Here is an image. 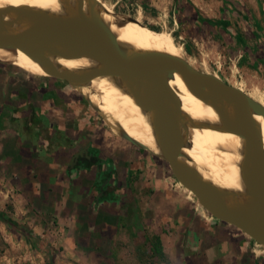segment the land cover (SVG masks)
I'll return each instance as SVG.
<instances>
[{
    "label": "rangeland",
    "instance_id": "374dc122",
    "mask_svg": "<svg viewBox=\"0 0 264 264\" xmlns=\"http://www.w3.org/2000/svg\"><path fill=\"white\" fill-rule=\"evenodd\" d=\"M101 1L169 34L190 65L264 105V0ZM84 194L105 228L79 223ZM193 207L219 222L162 158L109 132L72 85L25 72L0 51V218L14 230L0 221V264H219L186 242L180 226ZM179 237L182 245L170 243Z\"/></svg>",
    "mask_w": 264,
    "mask_h": 264
},
{
    "label": "water",
    "instance_id": "95a60500",
    "mask_svg": "<svg viewBox=\"0 0 264 264\" xmlns=\"http://www.w3.org/2000/svg\"><path fill=\"white\" fill-rule=\"evenodd\" d=\"M80 1L75 0L78 19H53L24 9L0 7V49L37 60L44 66L49 77L66 81L72 86L85 83L95 76L114 75L120 78L134 102L152 112L162 159L175 180L192 193L197 203L211 217L233 226L264 248V147L261 135L251 120L252 114L264 118V107L252 101L244 91L197 70L185 59L159 53L122 52L104 26L82 16ZM4 14L13 15V22L3 20ZM25 19L29 20L28 24H13ZM56 48L72 55L94 58L100 70L79 76L58 72L44 56V51L66 56ZM174 72L194 96L213 104L219 120L228 132L244 138L245 180L248 195L252 197V208L248 214L226 207L223 194L180 161L182 126L179 100L168 83ZM227 100L233 107L230 119L222 115Z\"/></svg>",
    "mask_w": 264,
    "mask_h": 264
},
{
    "label": "bare ground",
    "instance_id": "6f19581e",
    "mask_svg": "<svg viewBox=\"0 0 264 264\" xmlns=\"http://www.w3.org/2000/svg\"><path fill=\"white\" fill-rule=\"evenodd\" d=\"M80 6L82 16L96 20L104 26L115 38L122 52L159 53L184 59L181 48L169 34L145 28L140 18L130 19L115 15L114 9L110 8L112 6L108 7L101 0H81ZM0 7L24 9L53 19L79 18L75 0H0ZM2 18L13 22L14 16L4 14ZM28 23L29 20L25 19L13 24L19 26ZM56 50L64 52L66 56H56L48 51H44V56L58 72L79 76L100 70L94 58L72 55L60 48ZM0 51L13 55L15 66L21 70L38 76H48L44 66L37 60L2 49ZM168 83L179 100L182 126L180 161L186 168L216 187L223 194L226 207L248 214L252 208V197L248 195L245 180L244 138L228 132L219 120L213 104L194 96L176 72ZM73 89L89 103L114 136L127 137L151 154L162 158L152 112L134 102L120 78L114 75L95 76L85 83L73 85ZM252 101L264 107L259 98ZM222 115L225 119L232 118L233 107L229 100L225 103ZM251 120L261 135L264 147V118L252 114Z\"/></svg>",
    "mask_w": 264,
    "mask_h": 264
},
{
    "label": "crops",
    "instance_id": "0c3cea01",
    "mask_svg": "<svg viewBox=\"0 0 264 264\" xmlns=\"http://www.w3.org/2000/svg\"><path fill=\"white\" fill-rule=\"evenodd\" d=\"M182 208H188L187 203L182 204ZM190 218H187L180 226H185L188 235L186 242L198 243L203 245L202 257L208 262L219 261V264H264L263 247L251 240L244 233L223 222H206L197 218L196 208ZM189 219V220H188ZM207 223V224H206ZM232 227V228H230ZM191 239H190V238ZM182 238V239H180ZM185 238L179 237L171 240V244L181 245ZM190 239V240H189ZM165 244V240L161 239Z\"/></svg>",
    "mask_w": 264,
    "mask_h": 264
},
{
    "label": "trees",
    "instance_id": "16d2710c",
    "mask_svg": "<svg viewBox=\"0 0 264 264\" xmlns=\"http://www.w3.org/2000/svg\"><path fill=\"white\" fill-rule=\"evenodd\" d=\"M150 30H153V28L152 29H150ZM76 183V184H75ZM80 187V184H79V181L78 182H74V185H73V191H72V193H71V196H72V194L73 193H75V191H77V189ZM26 188H28V190L31 192L32 191V187L31 186H29V184H27L26 185ZM87 192V190L85 191V193ZM34 198L32 197V198H30V202L31 203H34V200H33ZM71 199V200H70ZM70 199H68V200H66V203H65V206H64V208H63V210L65 211V212H69L70 211V208H71V204H72V198H70ZM99 200H101V201H103V197H101V199L100 198H98ZM88 196L86 195V194H84V195H82V198H81V203H80V205H81V207H80V209H79V218H78V221H79V223L80 224H88V223H95V225L98 227V228H101V229H103V228H105L107 225L106 224H103V223H105L103 220H97L98 222H95L96 220V218L98 217V216H100V213L102 212V211H100L99 212V210L98 211H96V213H91V212H89V211H91L90 209H87V207H88ZM87 217L90 219V221H89V219L87 220ZM0 221H2L4 224H6V226H8V228L10 229V232L11 231H13L14 232V230H12L13 229V226L8 222V221H6V220H2L1 218H0ZM88 221V222H87ZM18 232L19 233H21V234H23L26 238H27V240H28V242L30 241V237H31V235H32V233L27 229V228H25V227H23V228H21V229H19L18 230Z\"/></svg>",
    "mask_w": 264,
    "mask_h": 264
}]
</instances>
